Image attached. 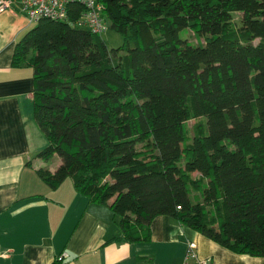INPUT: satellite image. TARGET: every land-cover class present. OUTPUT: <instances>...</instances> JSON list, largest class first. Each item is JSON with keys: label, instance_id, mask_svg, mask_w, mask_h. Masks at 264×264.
Instances as JSON below:
<instances>
[{"label": "trees", "instance_id": "16d2710c", "mask_svg": "<svg viewBox=\"0 0 264 264\" xmlns=\"http://www.w3.org/2000/svg\"><path fill=\"white\" fill-rule=\"evenodd\" d=\"M96 1L118 47L48 18L15 43L11 66L32 69L33 118L48 141L37 156L60 158L36 174L53 189L70 178L110 209V241L148 242L167 215L264 257V0Z\"/></svg>", "mask_w": 264, "mask_h": 264}, {"label": "crops", "instance_id": "0c3cea01", "mask_svg": "<svg viewBox=\"0 0 264 264\" xmlns=\"http://www.w3.org/2000/svg\"><path fill=\"white\" fill-rule=\"evenodd\" d=\"M34 24L17 3L0 11V264H196L185 262L188 242L210 264H264L167 215L152 220L148 242L110 241L119 234L110 209L77 193L70 178L55 189L41 180L36 171H54L60 159L37 156L48 141L33 118L32 69L11 66L16 41Z\"/></svg>", "mask_w": 264, "mask_h": 264}, {"label": "built area", "instance_id": "2783aa9c", "mask_svg": "<svg viewBox=\"0 0 264 264\" xmlns=\"http://www.w3.org/2000/svg\"><path fill=\"white\" fill-rule=\"evenodd\" d=\"M19 2L22 12L32 22L40 18L67 21L97 34L106 29V21L100 14L101 5L96 0H19ZM11 4V0H0V10L10 9ZM74 5L85 7H81V14L73 19ZM62 256H67V254L63 253ZM188 259L194 260L196 264H210L207 259L198 256L194 242L187 243L185 262Z\"/></svg>", "mask_w": 264, "mask_h": 264}, {"label": "rangeland", "instance_id": "374dc122", "mask_svg": "<svg viewBox=\"0 0 264 264\" xmlns=\"http://www.w3.org/2000/svg\"><path fill=\"white\" fill-rule=\"evenodd\" d=\"M232 18L235 21H239L240 19V13L238 12H233L232 14ZM35 23V22H34ZM108 23V22H107ZM187 36V37H186ZM101 37L102 39L108 44V46L110 47H118L121 42H122V38L120 36V34H118L117 32L113 31L112 29H110L109 27L107 29H105L102 33H101ZM181 37L184 39H188L189 41H191L192 43H195L197 40V37L195 35H193L192 31L190 30H186V33H182ZM202 41V39H201ZM188 125H191L193 123V120H190L187 122ZM54 157L60 159L58 157V155H54ZM47 162V161H46ZM197 172L193 173V176L197 175Z\"/></svg>", "mask_w": 264, "mask_h": 264}, {"label": "bare ground", "instance_id": "6f19581e", "mask_svg": "<svg viewBox=\"0 0 264 264\" xmlns=\"http://www.w3.org/2000/svg\"><path fill=\"white\" fill-rule=\"evenodd\" d=\"M12 1V4H11V7H10V9H8V10H11V9H13V4H15V3H17L18 5H19V7H20V11H21V13H23L22 12V10H21V5H20V2H19V0H11ZM7 10V9H6ZM1 11V10H0ZM24 14V13H23ZM25 15V14H24ZM26 16V15H25ZM32 22V21H31ZM36 22V21H35ZM105 24H106V29L109 27L108 26V23L107 22H105ZM102 33V32H101ZM101 33L99 34V35H101ZM58 259H61V258H59L58 257Z\"/></svg>", "mask_w": 264, "mask_h": 264}]
</instances>
